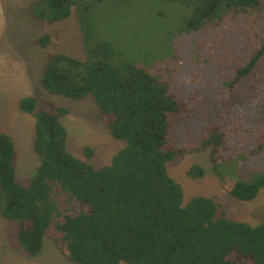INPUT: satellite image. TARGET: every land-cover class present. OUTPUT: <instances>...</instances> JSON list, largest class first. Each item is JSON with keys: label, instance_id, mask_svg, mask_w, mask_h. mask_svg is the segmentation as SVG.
<instances>
[{"label": "trees", "instance_id": "16d2710c", "mask_svg": "<svg viewBox=\"0 0 264 264\" xmlns=\"http://www.w3.org/2000/svg\"><path fill=\"white\" fill-rule=\"evenodd\" d=\"M138 1L30 2L28 15L35 22L58 23L73 13L85 52L84 60L58 52L49 56L42 89L74 101L89 97L110 137L122 146L108 164L95 168L67 151V132L60 121L66 109L43 108L48 103L39 104L33 96L20 99L19 112L34 119L32 151L39 163L28 184H18L13 142L0 133V215L15 224L12 248L35 256L46 238L70 264H264V220L251 224L230 219L221 203L200 195L184 201L182 187L167 171L175 159L209 150L217 178L226 173L224 167H235L229 172V196L254 201L264 190V168L245 166L264 155V128L260 122L255 129L226 119L217 123L208 110L206 124L196 120V138L181 142L174 130L189 116L199 117L191 113L195 102L162 79L170 70L158 68L166 54L155 56L163 30L146 41L141 31L145 14L136 11V24L129 21ZM160 1L182 9L183 35L214 39L211 49L204 45L196 55L209 54L223 37H230V48L243 47L227 69L233 77L222 96L241 86H258L264 111V0ZM113 13L128 15L114 33L101 20L108 21ZM50 40L44 34L36 46L45 49ZM148 54L154 59L146 61ZM196 82L204 79L196 75ZM83 152L92 158L91 148ZM187 173L194 180L207 174L198 166Z\"/></svg>", "mask_w": 264, "mask_h": 264}, {"label": "rangeland", "instance_id": "374dc122", "mask_svg": "<svg viewBox=\"0 0 264 264\" xmlns=\"http://www.w3.org/2000/svg\"><path fill=\"white\" fill-rule=\"evenodd\" d=\"M31 1L34 0H0V133L7 134L13 142L15 179L21 186L28 184L39 163L37 155L32 151L34 119L18 110V102L24 97L33 96L39 104L48 103L43 108L48 106L66 109L68 114L60 121L67 132V151L73 157L91 163L95 168L108 164L111 156L122 146L120 142L110 137L98 108L89 97L74 101L51 95L42 89L40 80L49 56L58 52L84 60L85 52L73 13L58 23L35 22L28 15ZM137 5V9L134 12L132 10L129 21L136 24V11L145 14L141 20V31L144 35L147 34L144 38L146 41L153 37L157 38L163 30L161 41L156 44L158 52L155 56L166 54L164 58L168 60L160 61L158 68L171 71L165 73L162 79L170 82L173 91L195 102L191 113L198 112L199 117L196 118L195 115L190 119L189 116L174 130L180 134L183 144L187 143L191 135L196 138L199 134L196 127L200 123L206 124L208 118L205 115L208 114V110L212 116L211 121L214 119L217 123L226 119L255 129L260 122L261 127L264 128L262 116L264 111L259 106L261 98L258 86L253 89L241 86L227 97L222 96L233 77L227 69L230 63L236 60L243 47L230 48L229 46L233 45L228 43L230 37H223L216 49L207 51L209 54L196 55L197 50L204 45L205 48L211 49L215 41H210L214 39L208 36L183 35L180 27V12L182 13L180 7L160 0H139ZM128 15L125 13L120 17L119 13L116 15L113 13L108 16V21L103 17L101 20L114 33L119 29L120 24L124 25ZM44 34H48L51 40L45 49H40L36 46V40ZM138 40L139 37L136 41ZM125 47L123 45L121 51H124ZM155 56L148 54L145 60L151 61ZM196 56L197 65H194L193 60ZM196 75L203 78L204 82H196ZM205 83L209 84V87L205 88ZM85 147L91 148L93 152L91 159L85 158L83 152ZM208 151L182 156L167 164L170 177L182 187L184 201L188 202L197 195L208 197L221 203L230 219L251 224L263 222L264 190L260 191L256 199L251 202H240L229 196L228 190L232 185V174L229 172L235 167L233 165L224 167L222 173H226L221 178H217L211 171ZM193 166L205 169L207 174L201 179L189 178L187 172ZM245 168L253 171L262 170L264 155L250 160ZM246 170H242V173L245 174ZM14 229V222L7 221L0 215V264H70L46 238L43 240L42 250L35 256L29 257L17 252L12 248L11 235Z\"/></svg>", "mask_w": 264, "mask_h": 264}]
</instances>
